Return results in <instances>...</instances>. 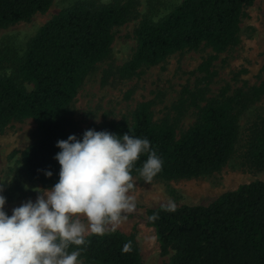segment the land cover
<instances>
[{"label": "trees", "instance_id": "16d2710c", "mask_svg": "<svg viewBox=\"0 0 264 264\" xmlns=\"http://www.w3.org/2000/svg\"><path fill=\"white\" fill-rule=\"evenodd\" d=\"M253 2L182 0L159 21L144 18L135 30L134 54L117 73L131 78L175 53L206 46L216 55L208 57L199 70L212 80L217 54L238 43L244 8ZM53 3L0 0V27L44 14ZM134 4V0L108 4L79 1L64 8L30 39L16 74L0 77V131L13 121L33 119L37 123V137L23 153V170L31 180L47 188L58 182L60 165L54 157L60 151L57 142L70 136L71 106L97 64L110 56L114 29L131 18ZM229 92L230 88H224L219 96L206 100L202 92L186 89L199 115L181 134L178 122L154 119L151 101L140 102L130 119L110 121L95 130L149 139L163 161L157 177L170 180L207 175L222 169L235 153L240 115L264 97V79L248 91ZM188 100L175 105L179 115ZM202 101H206L204 105ZM83 134L76 136L82 139ZM245 147L246 164L264 170V117L252 122ZM146 159L147 154H141L130 175H139ZM46 171L53 175L46 176ZM169 206L148 211L161 254L171 255L166 264H264V181L243 184L208 205H174V211L168 210ZM74 250L86 264H144L136 234L120 230L89 233L83 245L68 249Z\"/></svg>", "mask_w": 264, "mask_h": 264}, {"label": "rangeland", "instance_id": "374dc122", "mask_svg": "<svg viewBox=\"0 0 264 264\" xmlns=\"http://www.w3.org/2000/svg\"><path fill=\"white\" fill-rule=\"evenodd\" d=\"M79 1L96 4L127 2L128 0H54L44 14L9 27H0V77L14 76L24 58L28 42L54 15ZM182 0H134L131 18L114 29L115 41L110 56L97 64L81 86L71 106L70 135L98 129L110 121L131 118L140 102H153L156 121L177 123L181 134L199 115V109L188 100L192 92H202L206 100L217 97L224 88L229 94L237 90L248 91L264 79V0H254L244 8L239 41L227 51L217 54L211 71L216 75L205 79L200 65L215 52L202 46L199 50H185L171 55L165 62L141 69L131 78H121L117 69L129 61L137 47L135 30L144 18L159 21ZM216 55V54H215ZM106 82H103L104 79ZM31 86H29L30 88ZM185 110L179 115L175 105L183 100ZM206 101H202L204 105ZM264 117V97L251 103L240 115V137L235 153L227 164L213 173L193 178L165 179L153 177L150 183L140 175H131L133 187L129 197L131 211L123 213L119 223H107L106 230H120L136 234L144 264H166L171 255H162L156 229L148 223V211L164 205H208L227 191L256 180L264 181V170H256L245 162V145L252 122ZM37 123L33 119L13 121L0 131V184L6 204L12 209L28 200L35 201L38 192L48 189L31 180L23 170V153L35 141ZM87 226V220L80 217ZM90 232H86L85 235ZM79 264H86L78 260Z\"/></svg>", "mask_w": 264, "mask_h": 264}, {"label": "clouds", "instance_id": "9594fccd", "mask_svg": "<svg viewBox=\"0 0 264 264\" xmlns=\"http://www.w3.org/2000/svg\"><path fill=\"white\" fill-rule=\"evenodd\" d=\"M57 147L54 158L60 171L54 186L35 189V201L13 208L11 215L0 194V264H79V251L69 252V247L83 245L86 232L103 234L107 223H119L123 213L131 211L130 173L141 154H147L139 169L145 182L163 166L149 139L128 133L89 129L82 139L73 134L59 140ZM168 210L174 211V205Z\"/></svg>", "mask_w": 264, "mask_h": 264}]
</instances>
